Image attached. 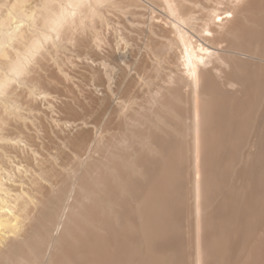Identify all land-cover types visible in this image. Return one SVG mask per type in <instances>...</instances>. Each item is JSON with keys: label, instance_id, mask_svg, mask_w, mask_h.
Returning a JSON list of instances; mask_svg holds the SVG:
<instances>
[{"label": "bare ground", "instance_id": "6f19581e", "mask_svg": "<svg viewBox=\"0 0 264 264\" xmlns=\"http://www.w3.org/2000/svg\"><path fill=\"white\" fill-rule=\"evenodd\" d=\"M187 2L0 0V264H264V0Z\"/></svg>", "mask_w": 264, "mask_h": 264}, {"label": "rangeland", "instance_id": "374dc122", "mask_svg": "<svg viewBox=\"0 0 264 264\" xmlns=\"http://www.w3.org/2000/svg\"><path fill=\"white\" fill-rule=\"evenodd\" d=\"M227 1L228 0H198V1H196V0H192V2H191V0H188V2L187 3H190V4H194V6H197V7H207V5L208 6H210L211 4L213 5V6H216V7H218V8H223V7H225V5H226V3H227ZM202 2V3H201ZM216 2V3H215ZM207 4V5H206ZM112 15H113V13H111ZM114 16V15H113ZM105 45L106 44H104L103 42H102V44L100 45V47H99V49L100 50H103V49H105L106 47H105ZM70 53L68 54L71 58H73L74 57V55H72V52H73V50H72V52H71V50L69 51ZM71 54V55H70ZM73 54H75L76 55V52L74 51L73 52ZM76 58H77V56H75ZM74 57V58H75ZM86 74L87 73H85V74H83L82 75V73H77L75 76H74V78H73V83H74V85L72 84V88H71V90L70 91H67V94L68 95H70V96H72V98L73 97H75L77 94V96H76V98H79V100L81 101V102H84L83 101V99H82V97L80 96L81 94H79V92H77L78 91V88H79V83H78V81L79 82H82V80H83V78H84V81H85V79H86ZM83 76V77H82ZM86 76V77H85ZM76 77V78H75ZM90 77V76H89ZM81 78V79H80ZM75 81V82H74ZM90 81V80H89ZM76 83V84H75ZM78 83V84H77ZM75 86H78V88L76 87L75 88ZM77 90V91H76ZM75 93V94H74ZM22 102V100H21V98H20V103ZM21 105H22V103H21ZM23 107H25V106H27L26 104H23L22 105ZM23 110H27V108H24ZM4 132H6V130H4ZM36 132H37V137L36 138H39L40 139V137H41V130H40V127L38 126V127H36ZM39 150V152H42L43 151V153H46L47 155H51L50 157H51V159L52 160H56V159H54V156H55V158H56V153L55 152H57V149L56 148H52V147H50L49 149H47V148H45L44 146H40L39 148H38ZM56 149V150H55ZM49 153V154H48ZM53 157V158H52ZM58 168H60V165H58ZM39 171V170H38ZM42 170H40V172H41ZM43 172V171H42Z\"/></svg>", "mask_w": 264, "mask_h": 264}]
</instances>
